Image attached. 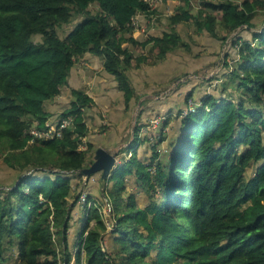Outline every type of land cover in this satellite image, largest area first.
Instances as JSON below:
<instances>
[{"label":"trees","instance_id":"obj_1","mask_svg":"<svg viewBox=\"0 0 264 264\" xmlns=\"http://www.w3.org/2000/svg\"><path fill=\"white\" fill-rule=\"evenodd\" d=\"M180 1L170 30L138 40L125 34L136 14L156 13L146 0H0V153L20 170L13 184L0 187V261L8 236L17 245L15 264H59L53 225L63 227L56 232L64 262L71 259L67 232L80 193L71 179L82 178L79 170L92 161L93 144L81 145L95 101L72 88L60 116L73 115V124L61 137L29 130L45 126L51 116L45 103L61 94L76 60L88 51L100 55L128 109L136 96L128 70L185 45L175 25L193 22L221 40L243 26L251 37L233 38L236 56L224 62L222 93L206 94L186 112L165 161L159 141L149 161L140 158L141 126H135L131 156L116 166L103 193L114 218L112 252L102 243L107 227L100 207H85L77 264L82 249L86 264H264V17L259 28L254 22L264 15V0H199L196 11L193 0ZM73 12L81 19L62 38L58 29L72 22ZM125 40L141 50L149 45V53L134 56ZM129 178L148 193L145 203L128 189Z\"/></svg>","mask_w":264,"mask_h":264},{"label":"rangeland","instance_id":"obj_2","mask_svg":"<svg viewBox=\"0 0 264 264\" xmlns=\"http://www.w3.org/2000/svg\"><path fill=\"white\" fill-rule=\"evenodd\" d=\"M181 3L182 1L180 0H159L154 6L157 13L149 16H145L143 13L142 15L144 16L139 17L137 22L138 27L133 28L136 29L137 34L140 35L142 40L147 39L149 35H161L172 27L169 22V15L174 13L176 7L180 6ZM198 3L199 0H193L194 11L197 10ZM90 8L92 11H95L97 6L91 5ZM138 15H140V13H138ZM73 17L72 22L69 24H63L59 27L58 31L62 38L81 19V15L74 12ZM263 17V14L257 15L254 19L258 28L263 22ZM175 28L181 34L185 45H181L168 52L162 60H158L155 63L145 62L141 69L138 67L132 68L133 72H131L129 78L134 86L136 96L130 102L129 108L131 109H126L127 111L122 117L123 120L127 119L124 128L126 134L123 136V139L119 140L120 133L114 134L111 132L108 134V132H105L108 128L112 131L114 127L113 121L109 119L108 110L98 108L88 110V112H91L88 113V115L86 114L85 120L89 129L87 136L83 138V146L86 148V143L89 142L93 144V147L89 149L92 159L95 149L99 146L97 141H107L106 145H109L111 144L108 142L109 139L114 137L113 145L110 146H113V151L118 153L117 165L123 162V160L131 156V151L126 150L121 152L120 149H118L119 147L116 146L119 141H123L125 142V146H123L125 148L134 138L135 126H141V141L138 146L137 154L140 158L145 159L146 162L149 161L154 151V144L159 141L155 148L159 151V158H161L162 161H165L168 151L171 150L180 138L179 133L181 132V121L186 112L194 107L196 103H199L200 99L206 94L213 93L217 96L222 93L221 82L224 75L229 70L226 65H224V62L228 61L232 63L234 61L233 58L236 56L233 38L240 35L245 36L246 38L251 37L250 30L245 26L235 30L226 40H221L210 35L206 29L198 30L196 24L193 22H181L176 24ZM217 28L220 36L226 33L219 25ZM34 39L40 40L41 36L36 35L34 36ZM129 44L131 45L129 47L134 56H137L142 52L146 54L149 53V45L141 50V48L135 47L131 43H128V45ZM65 88L66 87L63 88L61 94L63 95L64 101H68L72 94L68 93ZM92 88L96 91L99 86L98 84H95ZM230 91L231 89H228L227 92ZM223 95H226V92H224ZM117 96H113L114 100L118 98ZM53 101L54 100L48 102V107V103H45V108L50 109V104ZM58 105L60 106L62 104L59 103ZM62 111H57V115H60ZM156 119H158V125L156 127L150 125L147 127L152 120ZM167 119L168 123L166 124ZM55 120L56 119L50 117L46 122H53ZM32 128L39 127L34 125ZM95 134L101 135L96 139L94 138ZM161 134L165 135L166 139L157 140ZM94 142L97 143V147ZM253 169L254 166L248 168L247 176H251ZM19 174L20 170L6 163L3 154L0 153V187L5 188L13 184ZM97 175L99 174L96 173V176ZM83 181L84 176L82 178L75 176L72 177L71 182L75 194L77 191L85 190L91 198L89 200L91 203L96 200V204L100 207L102 212L105 211L106 213H109L110 203L106 202L105 197H103L105 190L101 189L100 183L97 181H90L87 185H83ZM111 183L112 181L109 186ZM92 186H94V190H91ZM127 186L129 190L136 191V196L141 204L147 201L148 193L143 189H140L142 193L136 189L134 178H129ZM76 195L78 196V194ZM88 204V202L84 204L79 198L71 211L70 225L67 232L71 259L67 263L64 262L65 258H63L64 246L60 244L61 241L58 239L60 234L56 232L57 229L63 227L53 225L52 229L58 246L59 264H77L78 258L76 255L77 251L75 244L77 242L78 231L87 215V213L84 212V208L88 207ZM89 225L90 227H94L95 220L92 219ZM102 235V243L105 249H107L108 252H112V232L107 228L102 231ZM16 248L17 245L10 242L8 236H6L4 239L3 259H1L0 264H15L18 262L19 256ZM80 259L81 264H86V254L83 249L80 253Z\"/></svg>","mask_w":264,"mask_h":264},{"label":"crops","instance_id":"obj_3","mask_svg":"<svg viewBox=\"0 0 264 264\" xmlns=\"http://www.w3.org/2000/svg\"><path fill=\"white\" fill-rule=\"evenodd\" d=\"M142 14L143 13H140L139 17H143L144 15ZM130 34H132L134 38L138 40H142L140 35L137 34L135 28H133L132 32H127L125 34V37L129 36ZM128 43L129 41L125 40L123 42V46H128V47L131 46L130 44L128 45ZM142 66L143 65H141L138 68L141 69ZM131 72H133L132 68L128 70L129 77ZM90 83L92 86L98 84L99 88L95 91L90 85ZM64 87H66L65 89L68 91V93H71L72 88L84 89L94 99L95 105L87 109L86 111L87 115L88 113L91 112V111L88 112L89 109L92 110L94 108H98V109L108 110L109 119L113 121L114 127L112 131L110 128H108L106 129L107 131L105 132H108V134H110L111 132L114 134L120 133L121 135L119 136V140L123 139V136L126 134L124 128L127 123V119L123 120L122 118L125 112L127 111L124 103V95L123 92L116 87V80L114 79V77L103 68V59L100 55L88 51L82 57L76 60L75 64L72 66L70 70L68 76V82ZM113 96H117L118 98L114 100ZM69 98L70 99L68 101H64L63 95L60 94L58 97L54 99V101L50 104V109L47 108V110L51 112V116H50L51 118L59 119L61 117L60 115H57V111L65 110L70 105L69 102L72 99V95ZM59 103H61L62 105L59 106L58 105ZM48 105L49 103L47 104V107ZM128 109L130 110L131 108ZM99 135L101 134L98 135L95 134L94 138L98 139ZM113 139L114 137H111L109 139L108 142L111 143L109 145H106L107 141H101V142L97 141V142L99 146H103L104 148L111 150L113 146L110 145H113ZM124 143L125 142L123 141H119L116 146L119 147L118 149H120L121 152L126 151L130 144L129 143L124 148L123 147L125 146ZM94 144H96V147L98 146L97 143L94 142ZM113 150L114 149H112V151ZM91 190H94V186H92Z\"/></svg>","mask_w":264,"mask_h":264},{"label":"built area","instance_id":"obj_4","mask_svg":"<svg viewBox=\"0 0 264 264\" xmlns=\"http://www.w3.org/2000/svg\"><path fill=\"white\" fill-rule=\"evenodd\" d=\"M146 1L150 4V6L152 8H154L155 4H157V2L159 0H146ZM138 20H139V15L136 14L132 20L133 27H135V28L138 27V25H137ZM191 109H193V108H191ZM73 119H74L73 115L60 117L59 119H56V121L46 122V125L44 127H39V128H34V129L31 128L29 130V133L32 134L34 137H45V138L61 137L63 135V130L66 127L71 126L73 124ZM163 119H164V117H163ZM149 125L152 127H156L158 125V119L152 120V122L150 124H148L147 127ZM81 147L84 148L83 145H81ZM90 181L99 182V175L96 176V174H92L91 176H88V177L84 176L83 185H85V184L87 185V183ZM79 198L82 200V202L84 204L86 202H88L89 203L88 207H91L92 205H96V203L94 201L92 203L89 201L91 198L85 190L80 191L78 200H79ZM106 202H108V200H106ZM111 211H112L111 206H110L109 213H106L105 211L102 212V210H101L104 223H105L106 227L110 229V231H112V229L114 227V218L112 217Z\"/></svg>","mask_w":264,"mask_h":264},{"label":"water","instance_id":"obj_5","mask_svg":"<svg viewBox=\"0 0 264 264\" xmlns=\"http://www.w3.org/2000/svg\"><path fill=\"white\" fill-rule=\"evenodd\" d=\"M117 156V152L106 149L103 146H98L95 149L93 159L90 164L82 167L79 171L86 177L98 173L100 186L103 190L107 179L112 175L116 168Z\"/></svg>","mask_w":264,"mask_h":264},{"label":"clouds","instance_id":"obj_6","mask_svg":"<svg viewBox=\"0 0 264 264\" xmlns=\"http://www.w3.org/2000/svg\"><path fill=\"white\" fill-rule=\"evenodd\" d=\"M117 159H118V156H117ZM116 166H117V162H116ZM99 183H100V181H99Z\"/></svg>","mask_w":264,"mask_h":264}]
</instances>
